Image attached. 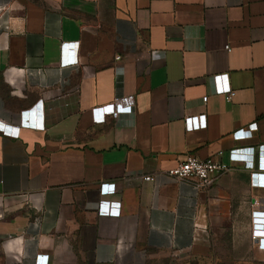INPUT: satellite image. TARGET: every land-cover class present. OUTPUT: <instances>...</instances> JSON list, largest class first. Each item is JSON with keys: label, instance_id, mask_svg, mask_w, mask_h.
<instances>
[{"label": "crops", "instance_id": "1", "mask_svg": "<svg viewBox=\"0 0 264 264\" xmlns=\"http://www.w3.org/2000/svg\"><path fill=\"white\" fill-rule=\"evenodd\" d=\"M0 10V264H138L145 251H196L206 229L238 217L252 242V213L264 212V0ZM126 96L132 113L92 116ZM199 114L205 128L188 131ZM188 155L231 169L207 189L170 181L163 172ZM253 244L264 262V238Z\"/></svg>", "mask_w": 264, "mask_h": 264}, {"label": "built area", "instance_id": "2", "mask_svg": "<svg viewBox=\"0 0 264 264\" xmlns=\"http://www.w3.org/2000/svg\"><path fill=\"white\" fill-rule=\"evenodd\" d=\"M1 11V10H0ZM229 50L228 47H226ZM119 60V57L116 58ZM233 92H227L225 99L230 101L233 97ZM207 97L202 98V103H206ZM134 101L130 96L116 97L109 104L94 108L91 110L92 116L101 121L106 115H109L112 119H117L124 112H133ZM185 128L188 131L203 129L206 126L205 114H199L196 116H189L184 119ZM256 125L251 124L244 129L235 132L234 137L237 140H244L247 133L255 131ZM239 150L235 153L238 154ZM231 166L226 163H221L214 159L200 160L193 155H188L185 159L178 163L175 167L165 170L163 173L170 181H183V180H194L197 189L210 188L216 181L217 177L228 172ZM144 182L154 183V176H141ZM253 207L259 208L260 202H253ZM119 211L116 209L108 210L109 215H118ZM253 227L251 240L253 243H257L260 239L264 238V226L256 222L264 221V212L254 211L252 213ZM256 221V222H255Z\"/></svg>", "mask_w": 264, "mask_h": 264}, {"label": "rangeland", "instance_id": "3", "mask_svg": "<svg viewBox=\"0 0 264 264\" xmlns=\"http://www.w3.org/2000/svg\"><path fill=\"white\" fill-rule=\"evenodd\" d=\"M235 223H234V222ZM243 218L225 219L199 239V249L188 253L145 251L138 264H264L245 239ZM78 264H81L78 261Z\"/></svg>", "mask_w": 264, "mask_h": 264}]
</instances>
